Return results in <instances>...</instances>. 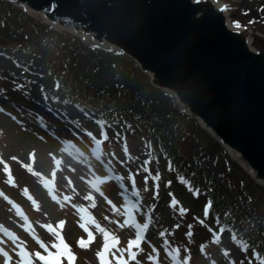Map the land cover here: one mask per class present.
<instances>
[{
	"label": "trees",
	"instance_id": "trees-1",
	"mask_svg": "<svg viewBox=\"0 0 264 264\" xmlns=\"http://www.w3.org/2000/svg\"><path fill=\"white\" fill-rule=\"evenodd\" d=\"M0 20V88L14 99L36 98L39 108L51 103L72 122L76 117L105 129L108 144L124 149L126 137L136 136L163 163L152 169L153 183H137L154 194L152 236L163 233L175 242V228L199 220L194 205L209 201L211 216L200 217L219 231L218 238L209 231L200 239L191 235L184 242L190 250L180 248L181 254L196 264H264V187L181 112L172 94L156 89L128 56L58 33L4 0ZM33 66L42 77H28ZM115 159L119 167L129 166Z\"/></svg>",
	"mask_w": 264,
	"mask_h": 264
},
{
	"label": "water",
	"instance_id": "water-1",
	"mask_svg": "<svg viewBox=\"0 0 264 264\" xmlns=\"http://www.w3.org/2000/svg\"><path fill=\"white\" fill-rule=\"evenodd\" d=\"M58 33L120 50L264 186V35L239 0H4Z\"/></svg>",
	"mask_w": 264,
	"mask_h": 264
},
{
	"label": "rangeland",
	"instance_id": "rangeland-1",
	"mask_svg": "<svg viewBox=\"0 0 264 264\" xmlns=\"http://www.w3.org/2000/svg\"><path fill=\"white\" fill-rule=\"evenodd\" d=\"M244 1V6L236 7L232 11L233 18L238 17L243 21L244 25L239 24V26H250L263 35L264 0ZM3 24L0 20V27ZM2 33L5 35V31H2ZM2 64L10 67L16 66L17 68V65L13 62L9 63V61L3 60ZM26 74L28 77L31 75L38 78L42 77V74L34 66L33 72ZM52 85L53 83L49 81L47 88H52ZM8 120L5 122L4 119L0 118V223L13 233L22 234L23 238L25 237V242L29 246L27 253L31 255V264H33V261L39 264L40 252L49 254L56 250L62 256L59 260L60 264H99V250L104 233L95 230L99 240L90 242L95 233L93 232L94 226L87 222L89 220L86 213L96 218L107 231L121 239V243L118 244V253L115 252L112 256L116 264H133L124 256V249H131L135 230L128 223V216H130L128 207L130 205H128L127 199L133 201L138 197H142L146 200V203L149 202L151 205L154 200L151 195L148 198L133 195L127 186L124 187L127 175L117 168L114 160L108 155L107 158L111 161L113 167L116 168L118 173L122 174L120 179L110 176L108 171H104L102 168L100 171L95 170L89 164V160L87 161L90 154L89 147L95 145V137L103 139L106 143V133L102 129L96 131L90 126L77 122V129H81V134L77 139L74 136L75 129H66L65 126H62L61 129L57 122L51 119L39 118L42 123L45 121L50 123L49 127L55 130L53 136L56 138L53 136L29 137L24 132L26 130L25 126L12 119ZM29 121L32 122L30 118ZM57 135L60 139L57 138ZM134 138L136 139V136ZM135 139L126 137L124 149L123 145L120 147L114 141L112 144H108V150L114 158L118 156L131 165L129 171L131 174L136 175L139 183L144 185L149 179L153 183L152 169L163 168V163L151 154H146V150ZM74 142L78 149L75 147ZM124 150L127 151L124 152ZM80 162L84 163L88 173L77 169ZM137 172L141 173L137 174ZM89 174L93 175L92 179L89 177L92 182L102 188L101 192L104 196L90 189L89 184L85 181ZM45 184L56 188L59 195L58 201H52L50 193L44 188ZM139 187L141 186L139 185ZM123 189H127V192ZM141 190L149 195L148 187H141ZM204 204L205 202L200 203L199 206L194 205L196 209L192 214L195 219H199V230L204 229L205 226L200 217V211L203 209ZM21 209L25 211L34 227L43 236V239L51 244L47 250H40L36 244H33V239L31 240L24 234V222L18 214ZM142 211L144 213L145 208H142ZM195 215H197V218ZM188 225L190 224L187 223L186 226ZM54 231L66 236L67 241L65 244L58 242ZM86 231L91 233V236ZM4 232L7 233L5 228ZM4 232L2 234H5ZM2 241L3 239L0 236V243ZM5 241L9 244L6 248L8 256L5 257L13 258V247L19 242L11 234L7 235ZM171 242L173 246L170 247V251L173 254L169 251L163 252L159 246L156 249H150L147 247L148 243H143L137 251L139 258L135 262L138 264H168V260H170L178 264L179 259H187L186 256L181 254L179 247L175 245L176 243ZM21 245L26 248L24 244ZM142 248L143 250L140 253ZM156 250H159V253L155 252ZM104 254L105 250L101 253L102 257ZM175 256L176 259H169ZM26 258L29 259L26 256H18L14 264H27L25 263ZM187 260L189 261V259ZM0 264H7L2 257H0Z\"/></svg>",
	"mask_w": 264,
	"mask_h": 264
},
{
	"label": "snow or ice",
	"instance_id": "snow-or-ice-1",
	"mask_svg": "<svg viewBox=\"0 0 264 264\" xmlns=\"http://www.w3.org/2000/svg\"><path fill=\"white\" fill-rule=\"evenodd\" d=\"M235 26L238 28L239 27V24L237 23Z\"/></svg>",
	"mask_w": 264,
	"mask_h": 264
}]
</instances>
